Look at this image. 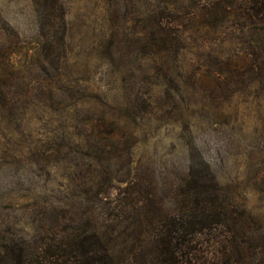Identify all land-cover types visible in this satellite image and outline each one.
I'll return each mask as SVG.
<instances>
[{
  "label": "rangeland",
  "instance_id": "rangeland-1",
  "mask_svg": "<svg viewBox=\"0 0 264 264\" xmlns=\"http://www.w3.org/2000/svg\"><path fill=\"white\" fill-rule=\"evenodd\" d=\"M210 1L0 0V71H19L1 79L0 242L92 213L126 211L130 231L146 222L128 183L149 191L142 211L173 210L212 173L258 231L248 264H264V24L243 15L264 6L228 0L222 18Z\"/></svg>",
  "mask_w": 264,
  "mask_h": 264
},
{
  "label": "trees",
  "instance_id": "trees-1",
  "mask_svg": "<svg viewBox=\"0 0 264 264\" xmlns=\"http://www.w3.org/2000/svg\"><path fill=\"white\" fill-rule=\"evenodd\" d=\"M261 1L264 6V0ZM228 2L210 1V13L218 6L223 9L221 16L225 18L229 13L225 6ZM253 9L254 6L243 14L248 27L262 26L264 18L259 19L260 15L254 14ZM213 20L217 21L216 17H209L205 24ZM47 56L44 55L45 59ZM17 73L13 62L0 71L1 98L6 96L1 79L13 80ZM186 183V187L180 188L176 209L159 205L151 212L142 211L144 206H140L142 198L150 194L146 186L128 183L122 191L124 195L130 192L134 198L141 197L132 205L134 222L145 220V225L129 231L130 215L126 211L113 214L115 218L109 224H98L94 213L87 216L82 226L67 216L61 228L45 235L47 241H40L42 237L37 240L38 234L2 239L0 264H121L125 256L132 259V264H248L252 249L258 246L254 239H258L259 234L251 229L250 219L228 195V189L221 186L212 173ZM87 192H92L91 186ZM128 236H133L134 240L117 242L118 238Z\"/></svg>",
  "mask_w": 264,
  "mask_h": 264
}]
</instances>
